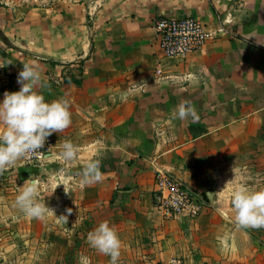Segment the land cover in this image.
I'll list each match as a JSON object with an SVG mask.
<instances>
[{"label":"crops","instance_id":"obj_1","mask_svg":"<svg viewBox=\"0 0 264 264\" xmlns=\"http://www.w3.org/2000/svg\"><path fill=\"white\" fill-rule=\"evenodd\" d=\"M35 1L0 0V100L20 89L31 62L46 83L36 90L68 100L72 123L47 138L42 164L21 159L0 172V250L25 245L24 264H110L87 240L108 221L122 241L117 264H264V227H239L232 205L240 185L264 189V0ZM160 16L227 33L184 60L164 59ZM182 103L198 118H178ZM66 140L78 146L71 162L60 157ZM93 160L102 180L85 182ZM158 172L200 195L199 217L161 218ZM27 179L54 214L26 217L15 206Z\"/></svg>","mask_w":264,"mask_h":264},{"label":"clouds","instance_id":"obj_2","mask_svg":"<svg viewBox=\"0 0 264 264\" xmlns=\"http://www.w3.org/2000/svg\"><path fill=\"white\" fill-rule=\"evenodd\" d=\"M17 83L20 89L6 91L0 100V172L41 150L48 137L62 132L72 123L68 100L60 98L49 102L42 91L36 90L37 86L46 87V83L31 62L23 64ZM175 115L180 119L188 116L198 118L195 109L186 106V103L179 106ZM61 148L60 157L65 162H71L76 157L78 146L73 142L66 140ZM99 165V160L89 162L83 172L85 182L102 180ZM37 183L35 179H27L22 187H18L15 206L26 217L43 218L53 213L45 202L39 200ZM232 205L239 227H264V189L251 190L240 185L233 191ZM87 240L90 247L110 257V264H117L122 241L108 221L101 222L89 232ZM82 262L87 264V257L82 258Z\"/></svg>","mask_w":264,"mask_h":264},{"label":"built area","instance_id":"obj_3","mask_svg":"<svg viewBox=\"0 0 264 264\" xmlns=\"http://www.w3.org/2000/svg\"><path fill=\"white\" fill-rule=\"evenodd\" d=\"M154 30L164 59L184 60L199 52L209 40H216L227 33L223 25L216 30L194 17L170 18L160 16L154 21ZM162 74L161 69L156 70ZM53 147V142L46 140L44 147L36 153L22 159L25 165L42 164ZM156 182V209L164 221L179 217H199L204 209V201L188 184L168 173L158 172ZM167 264H187L184 259L173 258Z\"/></svg>","mask_w":264,"mask_h":264},{"label":"rangeland","instance_id":"obj_4","mask_svg":"<svg viewBox=\"0 0 264 264\" xmlns=\"http://www.w3.org/2000/svg\"><path fill=\"white\" fill-rule=\"evenodd\" d=\"M40 1H42L43 3H48L53 9L60 8V6H62V4L64 3L63 0H36L35 2L36 4H38ZM12 236L14 237V235ZM23 247L24 248H22L21 246L20 248L9 250L7 249V245V248L0 250V264H24L26 258L30 257L33 253L31 252V250L27 249L25 245H23Z\"/></svg>","mask_w":264,"mask_h":264},{"label":"trees","instance_id":"obj_5","mask_svg":"<svg viewBox=\"0 0 264 264\" xmlns=\"http://www.w3.org/2000/svg\"><path fill=\"white\" fill-rule=\"evenodd\" d=\"M0 36L2 37L3 40H5V38L1 32H0Z\"/></svg>","mask_w":264,"mask_h":264}]
</instances>
